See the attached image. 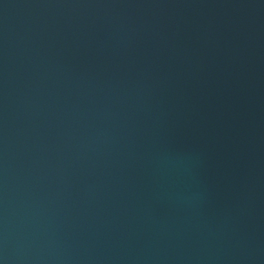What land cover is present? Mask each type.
<instances>
[{
  "label": "water",
  "instance_id": "1",
  "mask_svg": "<svg viewBox=\"0 0 264 264\" xmlns=\"http://www.w3.org/2000/svg\"><path fill=\"white\" fill-rule=\"evenodd\" d=\"M0 264H264V0H0Z\"/></svg>",
  "mask_w": 264,
  "mask_h": 264
}]
</instances>
